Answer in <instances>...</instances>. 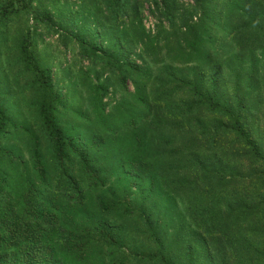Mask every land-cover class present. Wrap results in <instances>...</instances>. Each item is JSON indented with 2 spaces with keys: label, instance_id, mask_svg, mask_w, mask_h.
Instances as JSON below:
<instances>
[{
  "label": "trees",
  "instance_id": "trees-1",
  "mask_svg": "<svg viewBox=\"0 0 264 264\" xmlns=\"http://www.w3.org/2000/svg\"><path fill=\"white\" fill-rule=\"evenodd\" d=\"M0 264H264V0H0Z\"/></svg>",
  "mask_w": 264,
  "mask_h": 264
},
{
  "label": "rangeland",
  "instance_id": "rangeland-1",
  "mask_svg": "<svg viewBox=\"0 0 264 264\" xmlns=\"http://www.w3.org/2000/svg\"><path fill=\"white\" fill-rule=\"evenodd\" d=\"M144 24H145L147 29H152L153 28V20L151 18H146Z\"/></svg>",
  "mask_w": 264,
  "mask_h": 264
}]
</instances>
